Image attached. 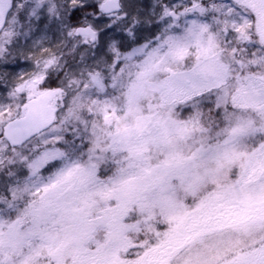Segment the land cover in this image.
<instances>
[{
  "label": "snow or ice",
  "instance_id": "snow-or-ice-1",
  "mask_svg": "<svg viewBox=\"0 0 264 264\" xmlns=\"http://www.w3.org/2000/svg\"><path fill=\"white\" fill-rule=\"evenodd\" d=\"M0 264H264V0H0Z\"/></svg>",
  "mask_w": 264,
  "mask_h": 264
}]
</instances>
